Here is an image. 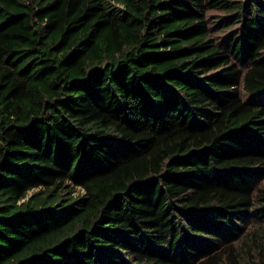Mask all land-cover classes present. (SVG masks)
Instances as JSON below:
<instances>
[{
    "label": "trees",
    "instance_id": "obj_1",
    "mask_svg": "<svg viewBox=\"0 0 264 264\" xmlns=\"http://www.w3.org/2000/svg\"><path fill=\"white\" fill-rule=\"evenodd\" d=\"M0 264H264V0H0Z\"/></svg>",
    "mask_w": 264,
    "mask_h": 264
},
{
    "label": "rangeland",
    "instance_id": "obj_2",
    "mask_svg": "<svg viewBox=\"0 0 264 264\" xmlns=\"http://www.w3.org/2000/svg\"><path fill=\"white\" fill-rule=\"evenodd\" d=\"M217 14H219V12H217V11H211V12H210V16H211V18H214L215 15H217ZM239 245H241V244H239Z\"/></svg>",
    "mask_w": 264,
    "mask_h": 264
}]
</instances>
